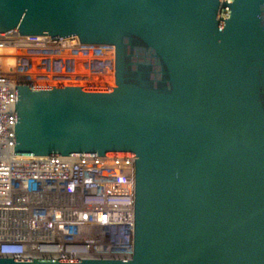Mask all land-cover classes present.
<instances>
[{
  "label": "water",
  "instance_id": "1",
  "mask_svg": "<svg viewBox=\"0 0 264 264\" xmlns=\"http://www.w3.org/2000/svg\"><path fill=\"white\" fill-rule=\"evenodd\" d=\"M113 45L115 85L16 86L15 155L127 156L131 259L264 264V0H0V33Z\"/></svg>",
  "mask_w": 264,
  "mask_h": 264
},
{
  "label": "built area",
  "instance_id": "2",
  "mask_svg": "<svg viewBox=\"0 0 264 264\" xmlns=\"http://www.w3.org/2000/svg\"><path fill=\"white\" fill-rule=\"evenodd\" d=\"M0 50V256L131 259L133 157L15 155L16 86L33 83L20 69L27 60L57 51L83 55L115 83V46L12 30L0 33ZM10 58L13 65L6 64Z\"/></svg>",
  "mask_w": 264,
  "mask_h": 264
},
{
  "label": "rangeland",
  "instance_id": "3",
  "mask_svg": "<svg viewBox=\"0 0 264 264\" xmlns=\"http://www.w3.org/2000/svg\"><path fill=\"white\" fill-rule=\"evenodd\" d=\"M38 55V54H36ZM56 55H62V52L57 51ZM73 56V55H72ZM81 57V55H75ZM74 57V56H73ZM36 58V57H35ZM53 57H48V56H40L38 55L36 59L34 60H27V66H23L20 69L23 71H26L30 76L31 79L33 80L32 84H50V85H86V86H114V82H110V80H105L104 78L100 77H94L91 81H85L81 80L76 82L77 84H74L75 82H71L69 80H63L62 77L56 76L57 78H54L56 74L59 75L60 72H57L58 69L56 66L59 65V62L61 60L54 59L50 61ZM49 59V61H47ZM49 65H52L55 67V69L51 68ZM101 65V64H100ZM99 64H96V66H99ZM48 68V69H47ZM97 72V73H96ZM100 73L102 76V72L94 69L91 71L90 75H97ZM54 78V79H53Z\"/></svg>",
  "mask_w": 264,
  "mask_h": 264
},
{
  "label": "crops",
  "instance_id": "4",
  "mask_svg": "<svg viewBox=\"0 0 264 264\" xmlns=\"http://www.w3.org/2000/svg\"><path fill=\"white\" fill-rule=\"evenodd\" d=\"M57 58L61 60L59 62V65L56 66V68L58 69L57 72H60V73L59 75L56 74L54 78H57L56 76H59V77H62L63 80H69L71 82H75L74 84H77L76 82L78 81H81V80L91 81L92 79H94V77H96L94 75L93 76L90 75L91 71L94 69L90 68L89 60L86 57H82V56L73 57L72 55H59V56L55 55L50 61L57 59ZM47 61H49V59ZM49 66L52 69L53 68L55 69V67H53L52 65H49ZM105 80L106 79L104 78V81Z\"/></svg>",
  "mask_w": 264,
  "mask_h": 264
},
{
  "label": "bare ground",
  "instance_id": "5",
  "mask_svg": "<svg viewBox=\"0 0 264 264\" xmlns=\"http://www.w3.org/2000/svg\"><path fill=\"white\" fill-rule=\"evenodd\" d=\"M9 52H11V50H8ZM3 51L2 50H0V53H2ZM82 57H84L83 55H82ZM35 59V58H34ZM15 63V59L14 58H10L8 61H7V63L6 64H9V65H13ZM100 72V71H99ZM97 73V72H96ZM102 74V73H101ZM103 75V74H102ZM94 76H96V77H102L101 75H100V73H98L97 75H94Z\"/></svg>",
  "mask_w": 264,
  "mask_h": 264
},
{
  "label": "clouds",
  "instance_id": "6",
  "mask_svg": "<svg viewBox=\"0 0 264 264\" xmlns=\"http://www.w3.org/2000/svg\"><path fill=\"white\" fill-rule=\"evenodd\" d=\"M6 256H9V255H6Z\"/></svg>",
  "mask_w": 264,
  "mask_h": 264
}]
</instances>
